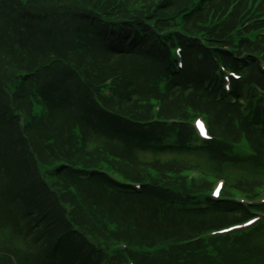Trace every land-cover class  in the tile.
<instances>
[{"label":"trees","instance_id":"1","mask_svg":"<svg viewBox=\"0 0 264 264\" xmlns=\"http://www.w3.org/2000/svg\"><path fill=\"white\" fill-rule=\"evenodd\" d=\"M191 1L0 0V169L20 174L22 181L10 178L4 182L0 175V234L12 229L40 251L37 255L15 252L1 256L0 264H264V223L249 232L192 241L194 235L248 216L243 205L221 202L214 208L185 209L176 202L200 198L196 188L187 186L178 175L185 168L182 161L139 158V153L145 152H196L204 154L221 175L230 166L246 169L255 178L264 176L261 152L243 157L225 143L227 135L236 132L232 118L238 116L239 133L255 148L264 145V131L258 124L260 111H253L255 119L249 111L251 103L243 107L245 98L251 102L249 97H256L248 83L256 81L264 87L262 65L252 54H232L230 43L225 44L226 39L215 30L224 24L217 13L221 5L228 7L230 0H212L209 6L203 0L197 4ZM240 8L233 10L230 28L237 24ZM113 19L124 24L114 25L117 34L110 42L107 32ZM207 23L217 24L211 27ZM80 31L88 44L78 46L73 41ZM176 45L184 54H173ZM255 47L247 41L241 44L247 51H255ZM219 63L245 75L235 85L238 101L217 99L211 83L207 85L218 77ZM140 78H145L144 87L135 83ZM19 79L27 83L37 80L45 95V121L51 136L44 138L41 127L30 117L31 103L20 96L23 82ZM111 84L115 95L104 100L101 108L94 96L101 97L100 87ZM52 87L57 92H51ZM150 98L161 103V116L178 115L181 108L183 112L212 114V129L222 134L223 141H211L201 149L148 144L149 140H162L166 131L172 130L162 122L136 121L151 119L138 104ZM72 129L78 138L73 139L69 155L75 156L64 158V166L59 157L67 156L66 143L71 141L67 133ZM176 132L186 140L193 131L183 125ZM51 138L59 141L60 150L44 147L50 145ZM91 145L100 154L136 166L137 177L126 173L137 180L149 179L141 191L120 186L107 175L109 171L100 172L99 156L89 154ZM85 156L94 161L78 168L77 160L81 162ZM44 162L50 164L49 173L41 171ZM141 165L150 169H141ZM152 170L156 171L154 177ZM33 179L39 182L29 185ZM237 183L245 189L257 185L241 179ZM94 212L103 213L102 218L112 212L120 214L126 223L115 218V226L111 222L102 226ZM129 232L140 240L133 241ZM150 239L153 242H148ZM120 241L131 246L123 256L114 245L111 249L106 245ZM133 242L140 249L134 250Z\"/></svg>","mask_w":264,"mask_h":264},{"label":"rangeland","instance_id":"2","mask_svg":"<svg viewBox=\"0 0 264 264\" xmlns=\"http://www.w3.org/2000/svg\"><path fill=\"white\" fill-rule=\"evenodd\" d=\"M198 3V0H192V3ZM197 6V5H196ZM228 20L225 22L224 26L221 27V30H219L218 32L221 33V35L227 33L228 31H230V25H228ZM77 26V25H76ZM227 28L229 30L225 31L226 29L223 28ZM225 31V32H224ZM199 38L201 37L200 34H198ZM78 41V40H77ZM81 42L87 41V40H79ZM76 43V41H74ZM77 45V44H76ZM78 47V46H77ZM81 56H83L84 54H80ZM215 65V64H214ZM213 74V72H212ZM152 77V76H151ZM145 78H140V79H136L135 83L139 86L144 87V83L143 80ZM20 81L26 80V79H19ZM152 81H154L152 79ZM149 82V78L147 77L146 79V84H148ZM30 85V84H29ZM101 90H105V88L100 87ZM24 89V93H22V91H20V95L22 98H26L27 100L29 99L30 103H31V111L30 112V117L34 118V123L39 124V126L41 127L40 130L43 132V136L44 138H47L51 135H49L48 132H50V130H48L47 125H46V118L48 115V108L44 107L43 101H39L37 100L40 104L37 103L36 99H35V94L34 96H29V92H28V84H25L23 86ZM56 87H52L51 92L55 93L56 91ZM111 97L108 98H104V100H108ZM245 103V105H243V107L245 106H249L250 103L246 98L243 101ZM3 105V102L0 103ZM140 106L144 107L143 109L147 112L144 116H149L150 115V107L148 105V103L146 101H139ZM259 108V107H258ZM190 109H187L185 112H183V108H181L180 110H178V112L176 114H178L182 120H184L188 125H190L192 122L194 123V120L196 119V117H198L197 115L203 116V113H193V111H189ZM134 117H136L133 114ZM141 116V115H140ZM196 116V117H195ZM206 119L209 120L210 124L212 125L213 122V115L211 114L209 116L208 113L205 114ZM212 120V121H211ZM232 120L234 121L235 125L237 126L236 128V132L234 134H228L227 137L225 138V143L229 144V146L233 147L234 151L238 154H240L243 157H247L246 156V151L251 147L254 150L257 151V154L259 155V153L261 152L263 155V159H264V145H260L259 147L255 148L254 147V143L252 142H248V140H246L244 133H239L238 131V126H239V117L235 116L234 118H232ZM46 128V130H45ZM68 138L71 141H68L66 144L69 145V151H67V156H60L59 160L61 159V161L63 160V165H66V160H64V158H68V157H74L75 155H69L70 153V145H72L73 139L74 138H78V134L72 129L70 130V135L67 133ZM218 136L224 138L222 136V134L220 132H218L217 134ZM218 139V137H217ZM97 143V142H95ZM59 141L56 139H50V145L49 146H44L46 149L53 147L56 150H60V146H58ZM76 149V148H74ZM5 156H7V153H4ZM79 153H76V155ZM85 154V153H84ZM89 154H91L92 156H99V158H97L98 163L100 164L99 166V170H105L104 168L108 169V168H116L119 169L120 171L124 172V173H128L129 175L133 176V177H137L138 176V169L136 166L128 164V163H124L122 160L121 162L118 159H115L113 157L107 156V155H103L100 154V152L96 151L95 148H93V145H91L89 147ZM10 156V155H9ZM139 158L145 161L148 160H152V159H160L161 161H165L167 159H172V158H176L178 160L182 161L181 166L182 167H197L200 168V171L204 172L207 174L206 178L208 179V177H212L214 179V181L216 183L219 184V192L222 195H240L241 198L243 199H255L259 193H261L262 190H264V176L259 177V178H255L253 176H255V174L249 172L246 169H242V168H238V167H230L228 166V168L225 170L224 174L221 175L219 173H217L218 171L215 169L214 165H211L210 163H207L206 161V157L204 154L201 153H193V154H185V155H179V154H159V155H153L150 152H145V153H139ZM59 161V162H61ZM84 163H83V162ZM82 161L80 162V160H77L76 165L78 168L84 169L87 166H90L88 163H92L94 160L93 159H87L85 156V160L82 159ZM71 162H74L73 160H71ZM58 164V163H57ZM104 164V165H102ZM45 165V166H43ZM49 163H42V167L41 171L43 170L46 173H49L50 169H49ZM87 165V166H86ZM92 165V164H91ZM141 169H147V166L141 165L140 166ZM150 168H148L149 170ZM42 171V173H43ZM217 171V172H216ZM73 173V172H72ZM126 173V174H127ZM156 174V171H151V175L154 177ZM0 175H2L5 179L4 182L7 181L8 179H13V180H20V174L18 173H11L9 172V174L7 172H3L0 169ZM173 176H176V174H172ZM159 176H162L161 173L159 174ZM244 180V182L246 184H248V182L251 183H255L257 184L256 186H254V189L248 188L245 189L243 187V185L238 184L237 180ZM144 180H149L147 178H145ZM34 181H36L37 183L39 182L38 179H33L29 185H32L34 183ZM22 182V181H21ZM1 185V184H0ZM213 188H210V190H212ZM254 196H251L252 194H254ZM113 213V214H112ZM111 213V216H105V218H102L103 213L101 212H94L93 216L96 217L100 222V224L105 227H107L109 225V222H111V226H115V218L119 219L123 224L126 223V221L123 220V217L120 216V214H115L114 212ZM119 216V217H118ZM122 219H121V218ZM114 221H111V220ZM131 238L133 241H138L140 240L141 237H139L138 235H134V233L129 232ZM240 234V233H238ZM177 236V235H175ZM148 242H153L151 239L148 240ZM121 242L118 243H113L110 242L109 244L106 243V245H108L107 247L109 249L115 248V250L120 253L123 256V249H118V246H120ZM133 246H134V250H138L140 249V247L133 242ZM15 252H19V253H24V252H31L35 255L38 254V252L40 253V251L38 250V248L33 244L30 243V240H26L25 238H22L21 236H17L16 234L13 233L12 229H8L5 231L4 234H0V257L1 256H11L12 254H14ZM42 256H46V254L44 252H41ZM123 258V257H122ZM247 264H256L253 263L252 261H248Z\"/></svg>","mask_w":264,"mask_h":264}]
</instances>
